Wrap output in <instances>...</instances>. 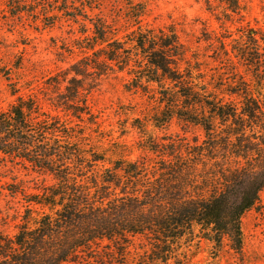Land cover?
<instances>
[{
	"label": "trees",
	"instance_id": "1",
	"mask_svg": "<svg viewBox=\"0 0 264 264\" xmlns=\"http://www.w3.org/2000/svg\"><path fill=\"white\" fill-rule=\"evenodd\" d=\"M103 1H5V17L13 22L27 18L36 30L67 24L72 40L65 52L75 58L37 93L10 85L15 102L0 111V163L42 178L28 194L23 181L3 183L0 174V198L4 192L26 198L17 233L0 232V264H89L95 257L105 261L98 255L106 249L110 263L119 255L128 264L136 236L149 242L154 264H177V248L196 240L218 248L227 240L239 251L242 217L264 191V29L238 38L227 31L210 45L220 64L232 62L233 54L251 74L247 81L237 73H210L206 57L174 25H145V3L126 0L109 23ZM205 4L208 11L222 8L232 23L246 12L241 0ZM122 18L127 27L120 34ZM119 73L126 74L128 91L148 96L154 129L173 122L200 127L205 141L149 136L144 150L155 158L133 160L124 145L94 139L81 125L85 117L97 124L89 97ZM204 160L212 166L199 186L196 167Z\"/></svg>",
	"mask_w": 264,
	"mask_h": 264
},
{
	"label": "rangeland",
	"instance_id": "2",
	"mask_svg": "<svg viewBox=\"0 0 264 264\" xmlns=\"http://www.w3.org/2000/svg\"><path fill=\"white\" fill-rule=\"evenodd\" d=\"M5 1L0 0V111L8 110L15 102L10 85L15 84L25 95L37 93L46 87L45 83L49 78L67 69L75 58L65 52L72 40L67 24L61 22L46 29L39 24L36 30V25L27 18L13 22L5 17ZM135 2L147 5L149 13L144 19L145 25L151 27L174 25L190 48L206 57L210 64L209 69H213L210 73L217 70L224 73L225 77H232L237 73L243 75L247 81L252 79L247 69L231 53L232 62L223 61L224 63L220 64L215 61L214 48L210 45L211 43L218 45L215 39L227 37L229 35L227 31L232 32V38H238L248 29H264V0H241L246 12L242 13L240 19L235 17L233 23L227 22L222 8L215 7L213 11H208L205 0H135ZM125 4L126 0L103 1L102 10L109 23L116 13L124 11ZM214 6H220V3L216 2ZM126 27L124 18L116 24V28L121 29L120 34L124 33ZM208 39H211V42ZM227 42L230 43V39H227ZM228 49L231 50V47ZM127 79L126 74L112 75L104 79L90 95L89 105L97 124H90L88 117H85L81 125L87 128V132L91 133L94 139H102L105 145L111 141L124 145L133 160L155 158L144 150L149 143V136L156 142L176 136L190 141L195 140L197 145L205 141V134L200 127H187L173 122L164 129H154L147 121L151 107L148 96L141 91H128L125 87ZM45 108L50 109L47 104ZM59 114L74 123H79L77 119L65 116L61 111ZM140 128L147 129V133L144 134ZM211 166L210 161L197 164L199 186L203 182L202 177L208 174ZM2 173L3 183L18 184L23 181L21 183L28 194L36 193L35 184L37 182L40 184L42 179L21 167L13 168L11 164L4 167L0 163V174ZM14 177L17 178L15 182ZM214 187L212 186L213 189ZM25 201L24 196L13 198L8 192L3 193L0 198V232L9 236L17 233V227L23 222ZM242 239L243 245L239 251L233 249L227 240L219 248L206 241L197 242L199 240L183 243L177 248V264H264V191L254 208L242 217ZM107 244L109 243L105 242L103 245ZM110 248L115 249L114 246ZM150 249L147 239L142 236L133 237L129 246L128 264H154ZM108 255L109 250L106 249L98 255L105 261L102 262L98 258L95 260L94 256L89 264L123 262L119 255H115L114 263H110ZM174 262L175 260H171L170 264Z\"/></svg>",
	"mask_w": 264,
	"mask_h": 264
}]
</instances>
